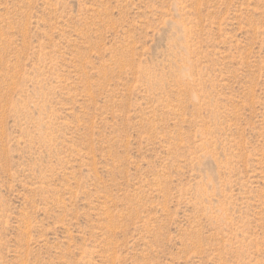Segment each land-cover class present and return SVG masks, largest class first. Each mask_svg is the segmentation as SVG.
<instances>
[{
    "label": "rangeland",
    "instance_id": "1",
    "mask_svg": "<svg viewBox=\"0 0 264 264\" xmlns=\"http://www.w3.org/2000/svg\"><path fill=\"white\" fill-rule=\"evenodd\" d=\"M0 264H264V0H0Z\"/></svg>",
    "mask_w": 264,
    "mask_h": 264
}]
</instances>
